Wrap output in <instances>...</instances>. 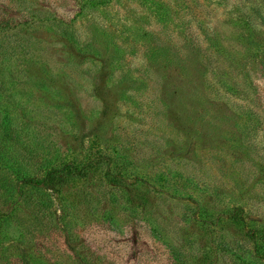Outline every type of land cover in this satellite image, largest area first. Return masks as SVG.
I'll return each instance as SVG.
<instances>
[{
  "label": "rangeland",
  "instance_id": "rangeland-1",
  "mask_svg": "<svg viewBox=\"0 0 264 264\" xmlns=\"http://www.w3.org/2000/svg\"><path fill=\"white\" fill-rule=\"evenodd\" d=\"M2 57L0 264H264V0H0Z\"/></svg>",
  "mask_w": 264,
  "mask_h": 264
},
{
  "label": "trees",
  "instance_id": "trees-1",
  "mask_svg": "<svg viewBox=\"0 0 264 264\" xmlns=\"http://www.w3.org/2000/svg\"><path fill=\"white\" fill-rule=\"evenodd\" d=\"M3 58L0 59V63H3ZM15 61V60H14ZM14 62L9 61L8 64L3 63L0 64V90H3L7 88L8 83H17V68H12ZM14 69V70H13ZM11 78V81L8 79ZM0 117L1 121L3 120V127L8 128V125L6 121L9 119L7 115H4L2 111H0ZM76 165L75 163L71 161H67L63 164L61 167H53L49 169L43 179L40 181L39 184H44V186H57L59 183L65 181L68 177V173H72L73 171L75 172ZM83 172V171H82ZM81 173V171L79 172ZM28 182L34 183V185H39L38 183H35L34 179H29ZM35 208L37 209V205L35 204ZM39 210V209H37ZM228 219L231 220L232 224L236 226L237 229L242 230V232L247 236L248 239L251 241L255 242V245L259 247V250H262L264 252V235L262 233V228H252L247 225H245L246 220L244 218V209L243 208H238L237 210L233 211L228 215ZM151 223V222H150ZM150 223L147 222V224L150 226ZM152 225V224H151ZM11 234V233H10ZM15 236V235H14ZM177 262H179L177 260Z\"/></svg>",
  "mask_w": 264,
  "mask_h": 264
}]
</instances>
